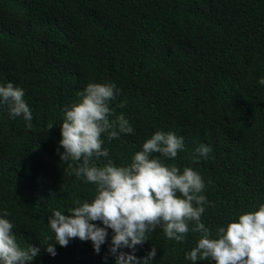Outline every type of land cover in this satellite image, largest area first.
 Instances as JSON below:
<instances>
[{"label": "trees", "instance_id": "trees-1", "mask_svg": "<svg viewBox=\"0 0 264 264\" xmlns=\"http://www.w3.org/2000/svg\"><path fill=\"white\" fill-rule=\"evenodd\" d=\"M261 78L264 0H0V85L22 88L32 113L29 128L0 107V218L14 225L21 248L40 249L31 264H116L111 229L96 253L79 238L61 247L48 226L54 211L68 215L74 201L96 195L61 161L60 126L89 83L110 82L120 91L109 106L134 132L105 136L108 159L130 162L158 130L182 137L184 151L160 158L202 176L210 203L201 220L215 234L264 204ZM200 144L212 152L194 160ZM192 227L182 243L158 227L135 255L154 245L152 264H214L185 258L199 238Z\"/></svg>", "mask_w": 264, "mask_h": 264}, {"label": "clouds", "instance_id": "clouds-1", "mask_svg": "<svg viewBox=\"0 0 264 264\" xmlns=\"http://www.w3.org/2000/svg\"><path fill=\"white\" fill-rule=\"evenodd\" d=\"M258 83L264 85V78ZM119 91L114 83L92 82L79 93L77 102L64 109L60 159L77 178L93 184L96 195L90 202L74 201L77 206L68 215L56 210L49 216L48 226L55 234V242L66 247L74 238L91 241L99 253L111 229L109 252L115 256L116 264H152L156 246L142 258L135 255L137 246L149 240V233L159 227L166 238L182 243L192 224L191 231L199 238L186 259H210L214 264H264V204L258 210L239 214L238 219L218 227L213 234L201 220L205 205L210 203L203 194L202 176L192 167L181 170L160 158L175 159L184 151L182 137L158 130L130 162L117 166L108 159L109 151L103 147L105 136L111 142L121 134L134 132L125 115L115 114L109 106ZM24 96V90L11 82L0 85V107H7L13 117L22 115L31 128L32 113ZM211 152L210 146L200 144L194 160L207 159ZM93 157H104L107 163L97 166ZM94 222H101L103 227ZM13 228L8 219L0 218V264H31L40 249L32 245L21 248ZM124 248L131 252L122 251ZM46 251L57 254L53 243L47 244Z\"/></svg>", "mask_w": 264, "mask_h": 264}]
</instances>
